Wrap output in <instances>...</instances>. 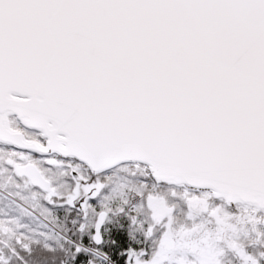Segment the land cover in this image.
I'll list each match as a JSON object with an SVG mask.
<instances>
[{"label": "snow or ice", "instance_id": "1", "mask_svg": "<svg viewBox=\"0 0 264 264\" xmlns=\"http://www.w3.org/2000/svg\"><path fill=\"white\" fill-rule=\"evenodd\" d=\"M0 264H264V0H0Z\"/></svg>", "mask_w": 264, "mask_h": 264}]
</instances>
